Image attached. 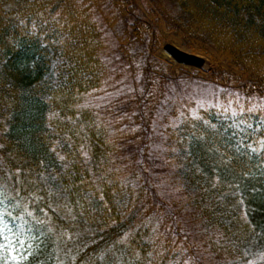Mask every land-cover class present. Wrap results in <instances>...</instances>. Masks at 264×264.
Wrapping results in <instances>:
<instances>
[{"label":"trees","instance_id":"trees-1","mask_svg":"<svg viewBox=\"0 0 264 264\" xmlns=\"http://www.w3.org/2000/svg\"><path fill=\"white\" fill-rule=\"evenodd\" d=\"M147 1L243 113L175 111L135 0H0V190L30 264H264V151L245 147L264 140V0ZM123 79L124 105L103 104Z\"/></svg>","mask_w":264,"mask_h":264},{"label":"rangeland","instance_id":"rangeland-1","mask_svg":"<svg viewBox=\"0 0 264 264\" xmlns=\"http://www.w3.org/2000/svg\"><path fill=\"white\" fill-rule=\"evenodd\" d=\"M135 3L138 7V10L145 15L153 24L155 28H157L161 35V45L159 49L157 50V54L162 56L165 60L170 62L169 67V79L166 83H168V86L170 87L169 92L166 90V94L169 96V98H172V95L178 94V100H175V111L176 112H182V108L187 109V112L191 114L195 113L197 109L199 110H209V109H223L226 113H232L237 109L240 111L242 108L241 105H244V103H240L237 99H244L245 95L240 93H235L232 89H224L221 90L215 85H206L203 84L202 81H207L208 73L210 68L216 62L212 60L213 53L211 52L208 56L198 55L201 58L205 60V64L202 68H192L187 67L184 65H180L172 61V59L163 51V46L166 44L173 45L174 47L178 48L181 51L191 53L187 48H185L182 45V42L180 38L173 36L169 33H167L161 21L154 15L150 13V6L147 0H135ZM12 6L11 5H5L4 9L9 10ZM219 63L221 66L227 67L228 64L224 59H219ZM227 69V68H225ZM187 75V79L183 81L182 76ZM200 80L199 82L196 80ZM137 81L140 80V77L136 78ZM150 80L153 84L154 90L150 96L151 100L156 99L157 95L161 94V88L166 87V84L164 82H160L159 80L154 79L152 76H150ZM171 81L173 83H171ZM174 81H176L174 83ZM123 80H120L117 82L115 91L109 92L106 96H101L100 100L103 104H113L115 108L121 107V105H124V97H126L128 89L127 86L123 83ZM242 86L244 84L242 83ZM221 92L222 94H220ZM250 103H253L255 101L256 96L253 94V97H248ZM127 99V98H126ZM223 106V108H222ZM226 106V108H225ZM253 107L252 104L249 105V108ZM103 108V107H102ZM174 113L173 109L171 107H168L164 104H161L158 108H156L154 115H159L156 119L161 121L163 125L165 124V119L169 118ZM172 122L176 121V119H170ZM170 122V123H172ZM202 257L199 256H193L190 258L188 264H200ZM193 261V263L191 262Z\"/></svg>","mask_w":264,"mask_h":264},{"label":"snow or ice","instance_id":"snow-or-ice-1","mask_svg":"<svg viewBox=\"0 0 264 264\" xmlns=\"http://www.w3.org/2000/svg\"><path fill=\"white\" fill-rule=\"evenodd\" d=\"M254 109H248L249 112ZM245 110L240 109V113ZM233 116L237 115L236 111L232 112ZM235 135V133H234ZM260 149L253 147L252 144H247V147L252 153L264 151V140L260 141ZM87 156V153H85ZM61 160L64 157H60ZM0 206H3V211H0V264H30L32 244L24 239L25 236L30 237L31 230L28 228V222L25 220L23 224H13L14 220H22L23 217L17 213L15 216L9 211V206L19 208V204L15 201V197L7 196L3 190H0ZM27 215L32 217V213ZM249 264H252L249 261Z\"/></svg>","mask_w":264,"mask_h":264},{"label":"water","instance_id":"water-1","mask_svg":"<svg viewBox=\"0 0 264 264\" xmlns=\"http://www.w3.org/2000/svg\"><path fill=\"white\" fill-rule=\"evenodd\" d=\"M163 50L178 64L195 68L204 66L205 60L203 58L181 51L170 44L165 45Z\"/></svg>","mask_w":264,"mask_h":264}]
</instances>
